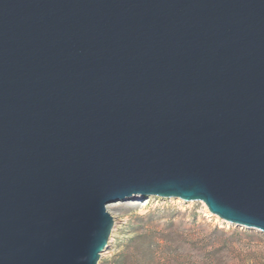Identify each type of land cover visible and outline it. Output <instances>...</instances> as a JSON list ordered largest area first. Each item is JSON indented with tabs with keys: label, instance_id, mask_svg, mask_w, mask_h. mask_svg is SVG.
Masks as SVG:
<instances>
[{
	"label": "water",
	"instance_id": "95a60500",
	"mask_svg": "<svg viewBox=\"0 0 264 264\" xmlns=\"http://www.w3.org/2000/svg\"><path fill=\"white\" fill-rule=\"evenodd\" d=\"M149 196L264 232V0H0V264H98Z\"/></svg>",
	"mask_w": 264,
	"mask_h": 264
},
{
	"label": "rangeland",
	"instance_id": "374dc122",
	"mask_svg": "<svg viewBox=\"0 0 264 264\" xmlns=\"http://www.w3.org/2000/svg\"><path fill=\"white\" fill-rule=\"evenodd\" d=\"M108 211L115 225L98 264H264V232L224 221L203 202L136 197Z\"/></svg>",
	"mask_w": 264,
	"mask_h": 264
},
{
	"label": "trees",
	"instance_id": "16d2710c",
	"mask_svg": "<svg viewBox=\"0 0 264 264\" xmlns=\"http://www.w3.org/2000/svg\"><path fill=\"white\" fill-rule=\"evenodd\" d=\"M126 259V258H125ZM125 259L124 260H122L121 262L123 263L124 261H125Z\"/></svg>",
	"mask_w": 264,
	"mask_h": 264
},
{
	"label": "bare ground",
	"instance_id": "6f19581e",
	"mask_svg": "<svg viewBox=\"0 0 264 264\" xmlns=\"http://www.w3.org/2000/svg\"><path fill=\"white\" fill-rule=\"evenodd\" d=\"M137 198H140V197H137Z\"/></svg>",
	"mask_w": 264,
	"mask_h": 264
}]
</instances>
